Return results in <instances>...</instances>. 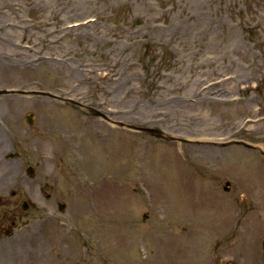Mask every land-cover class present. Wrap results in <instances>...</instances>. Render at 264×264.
Here are the masks:
<instances>
[{
    "label": "rangeland",
    "instance_id": "rangeland-1",
    "mask_svg": "<svg viewBox=\"0 0 264 264\" xmlns=\"http://www.w3.org/2000/svg\"><path fill=\"white\" fill-rule=\"evenodd\" d=\"M261 151L264 0H0V264H264Z\"/></svg>",
    "mask_w": 264,
    "mask_h": 264
},
{
    "label": "bare ground",
    "instance_id": "bare-ground-1",
    "mask_svg": "<svg viewBox=\"0 0 264 264\" xmlns=\"http://www.w3.org/2000/svg\"><path fill=\"white\" fill-rule=\"evenodd\" d=\"M81 20V19H80ZM80 20H77V21H80ZM70 23V22H69ZM88 27H90V24H86V23H84V24H78V26L76 25L74 28H72V29H70V30H68V32L69 31H81V33H83L84 31H86L87 30V28ZM17 46H19L18 44H17ZM9 55V54H8ZM7 55V56H8ZM14 55H17V56H19L20 55V53H18V52H15V53H13V54H10L9 55V57H12V56H14ZM29 62H30V60L29 61H27V63H25V65H23V66H19V67H21V68H25V67H27L28 65H29ZM26 64H28V65H26ZM34 94H37V95H40V94H38V93H36V91H32ZM39 93H41V92H39ZM155 132H157V131H155ZM161 135H165L164 134V132H161ZM174 138V137H173ZM175 140H176V138H174ZM192 141H189V143H191ZM235 145H238V146H240L239 144H235ZM231 146H233V144L231 145ZM146 216V215H145ZM50 224H55V222L54 221H52V220H50V222H49Z\"/></svg>",
    "mask_w": 264,
    "mask_h": 264
},
{
    "label": "flooded vegetation",
    "instance_id": "flooded-vegetation-1",
    "mask_svg": "<svg viewBox=\"0 0 264 264\" xmlns=\"http://www.w3.org/2000/svg\"><path fill=\"white\" fill-rule=\"evenodd\" d=\"M4 217H5L4 213L0 212V224L2 223Z\"/></svg>",
    "mask_w": 264,
    "mask_h": 264
},
{
    "label": "water",
    "instance_id": "water-1",
    "mask_svg": "<svg viewBox=\"0 0 264 264\" xmlns=\"http://www.w3.org/2000/svg\"><path fill=\"white\" fill-rule=\"evenodd\" d=\"M158 137H160L159 134H157ZM248 146V145H247ZM25 208H27V205L24 206ZM61 208H63V206L61 205ZM223 264H230V263H223Z\"/></svg>",
    "mask_w": 264,
    "mask_h": 264
}]
</instances>
